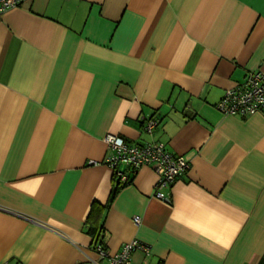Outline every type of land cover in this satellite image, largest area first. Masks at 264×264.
<instances>
[{
    "label": "crops",
    "instance_id": "crops-1",
    "mask_svg": "<svg viewBox=\"0 0 264 264\" xmlns=\"http://www.w3.org/2000/svg\"><path fill=\"white\" fill-rule=\"evenodd\" d=\"M252 70L264 74V0H23L7 9L0 262L109 264L138 239L150 252L134 251V264H264V108H215ZM108 134L163 143L187 160L168 203L153 198L149 166L117 187L104 163Z\"/></svg>",
    "mask_w": 264,
    "mask_h": 264
},
{
    "label": "built area",
    "instance_id": "built-area-1",
    "mask_svg": "<svg viewBox=\"0 0 264 264\" xmlns=\"http://www.w3.org/2000/svg\"><path fill=\"white\" fill-rule=\"evenodd\" d=\"M23 0H0V15L7 9L17 7ZM215 108L223 115L251 116L264 108V74L260 70L249 71L244 80L228 88ZM157 120L150 118L143 126L144 131L151 133ZM109 153L104 159L109 167L115 171L120 184L129 183L128 171L134 172L141 166L151 167L156 175L153 187V198L164 203L169 202V196L165 191L170 188L177 176L186 172L189 168L187 160L165 149L163 143L144 142L141 144L128 143L123 137L115 134L105 136ZM93 163V161H90ZM119 166H125L126 171L119 170ZM139 216L133 217L135 224L139 223ZM100 256H105V250L96 245ZM140 251L144 255L149 254L150 246L138 239H132L124 243L118 252L108 257L109 264H134L131 254ZM0 264H5L0 262Z\"/></svg>",
    "mask_w": 264,
    "mask_h": 264
},
{
    "label": "trees",
    "instance_id": "trees-1",
    "mask_svg": "<svg viewBox=\"0 0 264 264\" xmlns=\"http://www.w3.org/2000/svg\"><path fill=\"white\" fill-rule=\"evenodd\" d=\"M124 185H126V184H120V182L118 181L117 187H123ZM95 206H96V204L93 203L91 206V210H94ZM97 243L99 244V242H95V246L97 245Z\"/></svg>",
    "mask_w": 264,
    "mask_h": 264
}]
</instances>
